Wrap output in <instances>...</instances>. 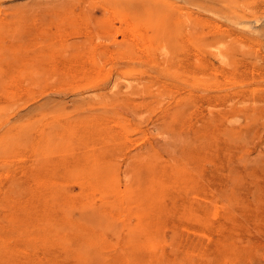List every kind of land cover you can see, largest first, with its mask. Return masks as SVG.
Listing matches in <instances>:
<instances>
[{"label":"rangeland","instance_id":"rangeland-1","mask_svg":"<svg viewBox=\"0 0 264 264\" xmlns=\"http://www.w3.org/2000/svg\"><path fill=\"white\" fill-rule=\"evenodd\" d=\"M0 264H264V0H0Z\"/></svg>","mask_w":264,"mask_h":264}]
</instances>
